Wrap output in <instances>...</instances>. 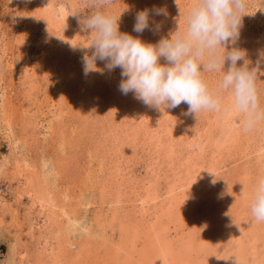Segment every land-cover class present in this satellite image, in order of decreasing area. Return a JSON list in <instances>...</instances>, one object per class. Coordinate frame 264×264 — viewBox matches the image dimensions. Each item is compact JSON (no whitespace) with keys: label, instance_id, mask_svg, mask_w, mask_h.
<instances>
[{"label":"rangeland","instance_id":"rangeland-1","mask_svg":"<svg viewBox=\"0 0 264 264\" xmlns=\"http://www.w3.org/2000/svg\"><path fill=\"white\" fill-rule=\"evenodd\" d=\"M192 3L0 0V264H264V222L250 211L264 120L245 131L228 92L221 111L186 116L187 104L122 94L119 68L97 60L103 74H84L91 12L121 13V32L156 44L183 30ZM154 7L168 12L152 17L161 29L135 33V14ZM246 11L226 51L264 72V0ZM221 77L204 73L212 89ZM256 87L264 110V75Z\"/></svg>","mask_w":264,"mask_h":264},{"label":"clouds","instance_id":"clouds-1","mask_svg":"<svg viewBox=\"0 0 264 264\" xmlns=\"http://www.w3.org/2000/svg\"><path fill=\"white\" fill-rule=\"evenodd\" d=\"M110 2L92 0V5L102 9ZM247 6L248 0H193L183 30L171 33L156 44L121 32L118 24L121 13L114 16L100 10L91 12L80 21L81 29L92 34L87 46L92 49V55L83 57L84 74L95 71L103 74L96 66L97 60L102 61L109 72L120 69L122 94L131 92L150 107L175 109L182 103L187 104L186 116L221 111L224 107L221 94L228 92L232 106L243 114L242 128L251 130L264 120L256 87L258 74L264 75V72L259 61L255 67H249L246 50L232 47L226 51L228 45H235L239 40L242 16L253 14L246 11ZM167 15L163 7L138 11L133 31L158 32L162 24L152 17ZM71 45L75 49L79 44ZM161 58L164 63L160 62ZM226 61L229 66L225 71ZM239 61L243 63L238 66ZM209 72L222 73L215 89L204 79V73ZM250 211L255 221L264 222V176L256 181Z\"/></svg>","mask_w":264,"mask_h":264},{"label":"bare ground","instance_id":"bare-ground-1","mask_svg":"<svg viewBox=\"0 0 264 264\" xmlns=\"http://www.w3.org/2000/svg\"><path fill=\"white\" fill-rule=\"evenodd\" d=\"M262 153V152H261ZM202 180V179H201ZM189 183V182H188ZM194 183H196V182H194ZM209 184V183H208ZM40 201V203H41V205L44 203V201L43 200H39ZM47 203V202H46ZM43 206V205H42ZM45 206V205H44ZM53 208H54V205H53ZM156 219V218H155ZM252 228V227H251ZM156 250H158V256H162L163 257V255L164 254H166V251H165V248H164V246L163 245H159V248L158 247H156ZM168 251H170V249L168 250ZM61 254V253H60ZM76 254H78V253H76ZM170 255V254H169ZM75 256V255H74ZM76 257H77V255H76ZM78 258V257H77ZM235 258V257H234ZM238 258V257H237ZM235 260V259H234ZM155 261H156V263H158V264H161V263H164L162 260L160 261V262H158V260H157V258L155 259ZM174 262H175V260H174Z\"/></svg>","mask_w":264,"mask_h":264}]
</instances>
